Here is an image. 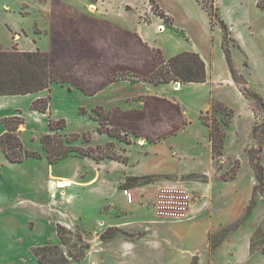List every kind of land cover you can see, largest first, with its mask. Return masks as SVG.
Here are the masks:
<instances>
[{
  "label": "rangeland",
  "instance_id": "obj_1",
  "mask_svg": "<svg viewBox=\"0 0 264 264\" xmlns=\"http://www.w3.org/2000/svg\"><path fill=\"white\" fill-rule=\"evenodd\" d=\"M256 2L215 0L217 17L210 21L196 0H0L1 51L47 53L42 44L52 21L64 33L60 49L51 54L55 73L64 82L50 85L59 83L72 93L54 106L50 120L62 128L50 134L46 155L74 182L75 190L54 192L53 209L62 206L69 216L54 221L58 238L36 249L44 264H237L247 244L260 253L244 264H264V112L242 93L246 88L264 101V14ZM220 20L227 27L225 38ZM160 24L162 32L157 30ZM221 47L229 52L236 81L231 79L251 118L225 84L216 85L218 79L180 90L182 82L161 67L169 54L194 48L222 77L229 66ZM109 54L114 61L107 59ZM155 95L173 104L183 98V129L173 131L172 104L157 101L146 112L145 97ZM210 96L234 106V112L227 108L231 116L221 155L211 152L210 141L207 149L204 139H209L208 128L201 118L213 123L211 107L197 119L198 106ZM42 101L48 108L49 100ZM141 117L151 123L138 122ZM224 118L216 114V119ZM166 125L173 132L167 137L161 130ZM259 149L263 185L254 191L257 181L249 159ZM191 156H202L204 165L208 160L202 173L135 175L188 169ZM179 180L194 185V200L202 210L189 221L163 220L151 204L156 186ZM193 182L207 184L208 191ZM146 184H154L148 200L137 194ZM154 220L164 221L159 227L166 228L173 250L160 254L156 241H148ZM112 242L113 253L108 250Z\"/></svg>",
  "mask_w": 264,
  "mask_h": 264
},
{
  "label": "crops",
  "instance_id": "obj_2",
  "mask_svg": "<svg viewBox=\"0 0 264 264\" xmlns=\"http://www.w3.org/2000/svg\"><path fill=\"white\" fill-rule=\"evenodd\" d=\"M50 18L54 19L53 16H51ZM60 34L61 31H59V29L55 27V22L52 21L49 34H47V36H44L42 44L44 47L43 51H48L52 55H54L55 37L59 36ZM145 37L147 38V35H145ZM184 51L194 52L200 56V58L204 62L205 81L202 83H181L180 90L182 86L187 84H205L207 82L213 83L218 79L219 82H217L216 85L219 86L225 84L228 88L227 90L233 93V96L237 101H239L245 113L251 118L252 112L250 111L249 105L247 104L244 96L233 83L228 67L222 69V77H220L219 73L217 75V73L213 71L212 62L208 63L206 57L194 48H181L177 52H174V54H169L170 56L167 59ZM216 76L217 78L215 80ZM70 90L71 89L68 87L64 89V86L59 83H54L50 85L48 89L36 91L33 93L0 96V136L7 132V127L5 126L4 121L13 119L14 122H12V125L15 126L14 129L20 140L22 149L39 154L38 158L29 157L22 160L21 162L13 163L10 162L5 154L0 150V264H40L35 254L36 249L45 247L52 241L56 240L58 238L57 232L55 231L57 227L56 222H62L64 214L66 216H69V210H67V212L62 206L58 207L57 209H53V203H57L53 198V195L55 194L54 192L59 189H62V192L65 191L68 194L70 192H73L75 188L72 187V183L74 182L69 178L64 177V171L61 168H59L61 170L54 168L55 164L51 163L47 158L46 151L42 148L40 138L43 135H50L56 131H51L49 129L48 121L55 114L54 106L60 101L63 102L64 96H68L70 93H72V91ZM44 98H47L49 100V107L47 108L46 113H41L31 108L33 102H35L36 100H43ZM168 100L169 99L165 97L159 98L157 97V95L147 96L144 100L145 110L147 113H149L151 107L157 106V101L163 102L167 105L172 104L178 107L180 111V123L182 125L181 128L183 129V126L186 125L183 123V120H186L183 115V113L185 112L183 98L181 96L178 97V103H175L176 105L169 102ZM214 102H219L223 106L231 109L232 112H234L233 104L226 100V98L216 99L213 96H210L208 100H204V102H201L200 106H198L197 119L199 113L209 110ZM179 120H175L174 117L175 125H178ZM144 121L148 122V119L141 117L140 121L138 120V122L146 124L145 126L151 123V121H149L148 123H145ZM161 130L166 132L165 136L171 134L169 133L170 127L168 129V125H166V127ZM23 136L25 137V140L24 138H22ZM204 139L208 147L207 142L209 141V139L208 137H205ZM30 143L34 146L33 148H30ZM149 144L151 146L162 144V141L158 143L151 142ZM207 149H209V147ZM224 149L225 141L222 150L223 154ZM162 151L163 149H158V152L161 153ZM172 155L175 156V153L173 151ZM201 157L198 158L196 156H191L192 161L189 164V168L184 170L174 169L171 172H146L142 174H135V172H133L136 176H180L190 173L198 174L202 173L208 165V160L206 159V164L204 165L202 161L203 158ZM64 180H68L70 182L69 186L65 187L66 189L64 187L57 188V183ZM153 186L154 184L143 188V190H145V194L142 196L144 199H149L148 193H150V190H152ZM135 189L136 188H133L132 190H134V192H137ZM141 191L142 190H138L137 194H140ZM63 198L64 197H62V199ZM202 206V204L195 203L193 205V208L194 210H200L201 212ZM59 213L61 215H59ZM163 222L164 221L157 220L152 221V224L154 226L149 227L150 232L148 231L150 234L148 235V241H156L155 246L157 249L158 247L160 248V254H162L166 250H173L171 246V240L169 239V237H167L168 234H166V228L159 227L160 225L164 224ZM210 230L211 229H209L208 231L205 230L204 234H208L209 232H211ZM157 232H160L162 236H159L160 234L156 235ZM160 240L162 241V243H164V246L163 244H161ZM142 242L144 243L145 240L142 239ZM114 244V242H112V244H108L109 251L112 252V250L115 249ZM131 245L132 244H129L130 247ZM129 246L128 248H130ZM246 247L247 251H244V254L239 255L236 262L237 264L239 262H242L241 264H244L248 259H252L260 253L258 251L250 252L248 244ZM141 249L142 251L145 250L143 246H141Z\"/></svg>",
  "mask_w": 264,
  "mask_h": 264
},
{
  "label": "trees",
  "instance_id": "obj_3",
  "mask_svg": "<svg viewBox=\"0 0 264 264\" xmlns=\"http://www.w3.org/2000/svg\"><path fill=\"white\" fill-rule=\"evenodd\" d=\"M196 1L202 6L203 10L206 11L210 21L213 17L214 18L217 17L216 14L217 7H215L214 4L215 0H208V1L196 0ZM59 4L60 2L57 5ZM256 6L264 14V0H257ZM162 18L165 19L164 16H162ZM82 21L86 22L85 20ZM87 21L89 20L87 19ZM220 25L223 30V36L225 38L227 36V29H226L227 27L222 20H220ZM63 34L64 33H61L59 36L55 37V41H54L55 51H57V48L60 49V45L58 44L62 41ZM61 48L62 49L64 48L63 43L61 45ZM108 49L109 47L105 46V51H108ZM222 49L224 51L226 62L229 66L231 76L234 79V81H236L235 73L234 70L232 69V65L230 61L231 58L229 52L225 48ZM115 58H113L110 54L107 55V59L110 61L111 60L114 61L113 59ZM164 66L168 67L166 72L171 73L179 82L202 83L205 81L204 63L202 59L199 57V55L194 52L179 53L163 61L161 67L163 68ZM55 72L56 70H54L52 66V55L50 52L44 53V52L36 51V52L20 53L17 51L0 50V96L23 95V94L33 93L43 89H48L50 83L54 81H60V83L64 82L61 81L62 78L59 77L58 74ZM159 75H162V72H159ZM56 77H59L58 80H56L57 79ZM167 80H165L166 83ZM242 93L243 95H245L246 98L252 100L254 103H257L258 106L261 108V110L264 112V101L258 94L254 92H250L246 88L243 90ZM31 108L38 112L45 113L47 110L46 101L36 100L35 102H33ZM179 114L180 111L178 107H176L175 120H179V119L180 120L178 125H176V127L174 128L173 130L174 132L180 126H182L180 123L181 118ZM216 114L220 116H225L224 120L220 121L216 119ZM211 116H213V119L211 121L213 123L211 125H209L208 122H206V120H203V118H201L202 124L208 128V136H209V141L211 143V152L214 153V155H221L222 149L224 147V139L226 136L225 129L228 127L231 113L221 103L214 102L211 105ZM9 121L11 120L4 121L5 126L7 127V132L2 136H0V150L5 154L8 160L13 163L21 162L22 160L29 157L38 158L39 154L22 149L20 140L14 129L15 126H9ZM11 125H12V121H11ZM48 127L51 131L62 128V127L59 128L55 127L52 120L50 119L48 121ZM169 133H173V132H169ZM49 136L50 135H43L40 138L42 148L47 153H48V145H49ZM259 151L260 149L258 151H255L257 154L256 158L252 157L249 159L250 163L252 164V168L255 171L254 176L257 181V185L254 186V191L260 189L259 187L263 185V173H262L263 167L259 164V154H258L260 153ZM250 252H253L251 251V248H250ZM35 254L40 264H44L41 261V259H39L36 251Z\"/></svg>",
  "mask_w": 264,
  "mask_h": 264
},
{
  "label": "built area",
  "instance_id": "obj_4",
  "mask_svg": "<svg viewBox=\"0 0 264 264\" xmlns=\"http://www.w3.org/2000/svg\"><path fill=\"white\" fill-rule=\"evenodd\" d=\"M159 32L163 31V25L157 26ZM178 83L175 84L177 86ZM192 184L198 185L204 192L208 191L207 184L193 182ZM152 184H146L150 186ZM193 186V187H192ZM141 188V189H140ZM140 196L145 194L143 187H140ZM196 191L194 185L184 183L183 181H167L163 185L156 186V193L153 196L152 207L157 217L167 221L184 222L189 221L197 217L200 213L198 210H194L193 205L195 203L193 194ZM201 196L203 193H200ZM88 264H97L96 262H90Z\"/></svg>",
  "mask_w": 264,
  "mask_h": 264
},
{
  "label": "bare ground",
  "instance_id": "obj_5",
  "mask_svg": "<svg viewBox=\"0 0 264 264\" xmlns=\"http://www.w3.org/2000/svg\"><path fill=\"white\" fill-rule=\"evenodd\" d=\"M179 86V84H177V87ZM176 90L178 89V88H175ZM69 181L68 180H64V181H61V182H58V186L59 187H67V186H69ZM57 187V186H56ZM58 188V187H57Z\"/></svg>",
  "mask_w": 264,
  "mask_h": 264
}]
</instances>
